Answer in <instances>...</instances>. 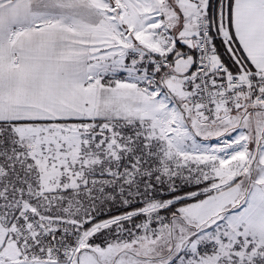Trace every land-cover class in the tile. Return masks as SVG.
<instances>
[{"label":"snow or ice","instance_id":"6c2138e0","mask_svg":"<svg viewBox=\"0 0 264 264\" xmlns=\"http://www.w3.org/2000/svg\"><path fill=\"white\" fill-rule=\"evenodd\" d=\"M0 264H264V0H0Z\"/></svg>","mask_w":264,"mask_h":264}]
</instances>
